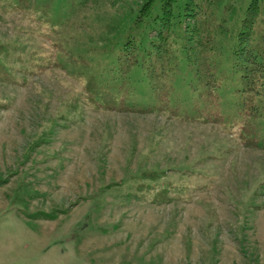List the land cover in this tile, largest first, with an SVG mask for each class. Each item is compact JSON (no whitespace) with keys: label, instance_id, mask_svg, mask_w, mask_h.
Instances as JSON below:
<instances>
[{"label":"rangeland","instance_id":"obj_1","mask_svg":"<svg viewBox=\"0 0 264 264\" xmlns=\"http://www.w3.org/2000/svg\"><path fill=\"white\" fill-rule=\"evenodd\" d=\"M139 1L0 0V264H264L260 99L235 112L228 78L199 111L171 87L162 110L141 81L133 109L85 88L107 17ZM213 1L236 29L249 0Z\"/></svg>","mask_w":264,"mask_h":264},{"label":"trees","instance_id":"obj_2","mask_svg":"<svg viewBox=\"0 0 264 264\" xmlns=\"http://www.w3.org/2000/svg\"><path fill=\"white\" fill-rule=\"evenodd\" d=\"M213 2L205 11L195 0L182 4L177 0H140L124 15H109L99 37L108 38L112 51L104 53L99 47L106 61L85 85L91 100L105 107L136 108L138 99L133 91L141 81L152 108L163 109L160 94L171 87L190 92V101L199 111L216 101L219 91H226L223 79L228 78L236 84L234 111L257 114L260 107L255 100L264 104V27L258 28L263 0H249L236 29L230 31L225 25L231 12L226 8L218 14ZM83 17H79V27ZM61 38L67 45L68 36ZM50 42L55 46L53 38ZM133 72L139 74L135 80ZM123 90L133 95L125 103L122 99L130 93L123 95Z\"/></svg>","mask_w":264,"mask_h":264}]
</instances>
